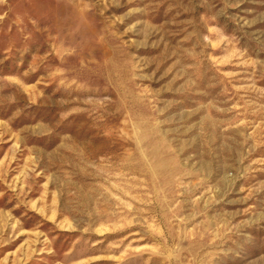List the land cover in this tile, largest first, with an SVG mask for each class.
Instances as JSON below:
<instances>
[{
	"label": "rangeland",
	"instance_id": "rangeland-1",
	"mask_svg": "<svg viewBox=\"0 0 264 264\" xmlns=\"http://www.w3.org/2000/svg\"><path fill=\"white\" fill-rule=\"evenodd\" d=\"M0 264H264V0H0Z\"/></svg>",
	"mask_w": 264,
	"mask_h": 264
}]
</instances>
